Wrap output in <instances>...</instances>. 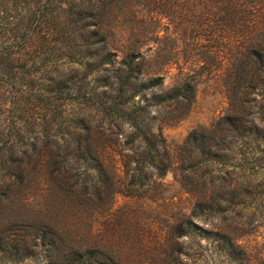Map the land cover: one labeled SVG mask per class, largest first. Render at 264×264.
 <instances>
[{
  "label": "rangeland",
  "instance_id": "rangeland-1",
  "mask_svg": "<svg viewBox=\"0 0 264 264\" xmlns=\"http://www.w3.org/2000/svg\"><path fill=\"white\" fill-rule=\"evenodd\" d=\"M2 4L1 32L4 37H11L9 42H12L18 34L11 35V29L17 25L26 26L32 5L30 0H2ZM88 6L85 1L83 7L89 10ZM153 9L155 7L152 6L137 9L138 24L134 26L135 29L123 28L110 44L112 52L119 51L117 58L112 57V62L105 61L97 67L99 62L93 56V72L82 83L89 82L83 86L85 92H102L106 88H98L104 82L97 80V77L104 79L112 76L121 66L122 52L131 50L138 53L134 65L142 68L134 82L146 81L153 75L163 77V86L145 90L144 97L130 88L128 101L129 106H134L136 114L137 106L148 105L149 116H141L139 122L146 133L154 136L161 133L170 156L168 159L163 152L160 153L161 163L168 166L167 172L160 178L152 171L150 177L145 179L134 174V159L141 148L140 141H132L133 129L128 123H119L121 132L114 144L106 143L107 136L95 135L92 137V148L106 143L99 146L101 155L98 156L107 170L100 177L101 182L96 184L94 195L98 194L97 197L88 200L77 194L73 196L66 190L65 182H57L59 188L47 178L43 191L34 184L35 178L24 185L0 188L1 198H5V195L11 197L0 203V239L10 243L7 245L8 252L22 250L24 245L17 239L25 235L30 226L44 228L47 221L60 228L63 238L77 237L84 244L93 241L106 247L120 258L119 264H240V260L231 261L220 251L219 240L214 233L228 235L239 245L244 253L243 264H264V87L258 84L264 75L258 76L252 67L246 68V59L234 61L236 68L230 65L231 56L225 49H220L222 53L218 52L221 57L209 60L204 67L202 63L199 67L198 63L185 62L182 57L194 53L193 38L162 25L158 32L159 40L155 41L156 33H152V26L146 25L147 20L156 17ZM48 13L41 26L43 31L53 33L54 27L58 26L62 32H73L82 25L77 21L66 27L59 24L57 11ZM86 21L89 26L85 32L90 35L93 18L89 17ZM162 23H166V20H162ZM110 33L107 28L102 34L110 37ZM61 36L58 35V38ZM41 41L48 48L56 45L49 43V40L47 42V39ZM201 42L205 44L204 40ZM15 43L21 62L30 64L38 59V55L22 48V42L17 40ZM79 44L75 49L76 62L62 59L42 72L46 85L53 87L61 82L70 85L77 81L79 85L82 84L80 80L88 69L79 64L83 62L85 49L82 42ZM174 47H178L179 60L172 56ZM92 49L94 51L96 46ZM204 50L206 48H200V51ZM213 51L215 53L217 50ZM63 52L67 50L63 49ZM207 54L212 57L213 52ZM181 68L183 73L179 74ZM245 69H250L249 73L242 72ZM186 73L194 76L195 96L191 104L187 107L182 103L168 106L156 104L153 94L165 93L177 87ZM38 77L35 85L41 83ZM245 79L255 82V89L242 102L236 86ZM63 109L84 118L93 130L101 123L105 128L108 126L95 107L68 103ZM227 116L244 118L247 138L233 141L228 136L225 140L228 147L212 149L215 155H205L204 160L193 155L185 145L188 135L193 130H203L211 140L223 138L227 134L221 130L224 129L221 119ZM114 138L111 136V139ZM197 164L202 166L199 171L193 168ZM82 179L95 182L92 173L83 174ZM45 189L46 194L51 195L43 202L40 196H45ZM129 190L137 191L141 196L127 197ZM114 192L115 196L112 194ZM198 202L210 205L212 210L207 216L193 214ZM46 204L48 207L45 210L43 206ZM184 219L192 220L209 233L178 237L173 229L182 225ZM11 237L16 241H10ZM171 249H174L173 252ZM29 251L32 253L28 258L12 262L0 253V264H51V253L46 248L32 246ZM103 254L109 257L111 252ZM98 259L106 261L100 255ZM59 260H62L61 256L54 257L52 262Z\"/></svg>",
  "mask_w": 264,
  "mask_h": 264
},
{
  "label": "trees",
  "instance_id": "trees-1",
  "mask_svg": "<svg viewBox=\"0 0 264 264\" xmlns=\"http://www.w3.org/2000/svg\"><path fill=\"white\" fill-rule=\"evenodd\" d=\"M85 1L89 4V10L83 7ZM30 4L32 10L26 26L17 25L10 31L11 35L18 34L14 36V41L9 42L11 37H4L0 26V188L13 184L24 185L29 179L35 178L34 184L43 191L47 178L59 188L57 182H65L66 190L73 196L77 194L88 200L93 196L97 197L98 194L94 195L96 184L100 183V177L107 173L104 162L98 156L101 155L99 146L114 144L121 132L119 123L123 122L133 129L132 141H140L141 151L134 159V174L143 179L150 177L152 171L160 178L165 175L168 166L160 161L161 152L170 159L165 141L161 133L157 136L146 133L139 122L141 116H149L148 105L137 106L136 114L134 106H129L128 101L131 97L128 95L130 88L144 97L145 90L163 86V77L153 75L146 81L134 82L141 74L142 68L134 65V58L138 53L131 50L122 52L121 66L112 76L104 79L97 77V80L104 82L98 88L106 89H102L100 93L96 90L83 91V86L89 82H82L93 72V56L99 62L97 67L105 61L112 62V57L117 58L119 51L112 52L110 44L123 28L135 29L134 26L138 24L137 9L141 6L155 7L153 10L156 11V17L146 21V25L152 26V33H156L155 41L159 40L158 32L162 25L182 31L193 38L194 53L184 55L182 58L185 62L198 63L199 67L202 63L204 67L208 65L209 60L221 57L220 49H225L231 56L230 65L236 68L234 61L246 59V68L252 67L258 76L264 75V0H30ZM0 6H4L2 0ZM5 8L6 6L2 7L3 10ZM50 11H57L56 18L61 25L67 27V24H75L77 21L82 22V25L73 32H62L58 26L54 27L53 33L43 31L41 26ZM89 17L93 18V31L86 35L85 31L89 26L86 20ZM162 20H166V23H162ZM107 28L111 32L110 37L102 34ZM60 34L62 36L58 38ZM41 39H47V42L49 40V43L56 45L48 48L42 44ZM17 40L22 42L25 51L38 55V59L32 60L30 64L21 62L20 51L15 43ZM201 40H204L205 44ZM81 42L85 49L83 62L79 64L88 69L80 80L82 84L79 85L77 81L70 85L64 82L53 87L46 85L42 72L44 73L49 65L54 67L62 59L76 62L75 49ZM93 46H96L94 51ZM200 48L206 50L200 51ZM63 49L67 52L64 53ZM215 49L217 51L214 53ZM207 52H213L212 57ZM172 56L177 60L181 58L178 47H174ZM207 68L208 66L205 69L208 70ZM249 70L242 72L249 73ZM182 73L181 68L179 74ZM37 77L41 83L35 85ZM193 78V75L186 73L177 87L165 93L153 94L152 98L159 105L182 103L187 107L195 96ZM258 84L261 88L264 87V77L259 79ZM236 89L243 102L248 93L255 89V82L245 79ZM68 103L95 107L103 121L108 123L107 128L101 123L93 130L92 125L84 118L63 109ZM221 121L224 126L221 130L227 134L223 138L211 140L203 130H193L188 135L185 145L193 155L204 160L205 155H215L212 149L227 148L225 140L228 136H231L233 141L247 138L248 130L243 117L227 116ZM95 135L107 136V142L102 143L103 145L98 143L96 149L92 148V137ZM111 136L116 139H111ZM147 159L150 161L147 162ZM201 167L197 164L193 168L199 171ZM85 173H92L95 182L89 183L82 179ZM44 191L45 196H40L43 202L51 195L46 194V189ZM136 192L129 190L127 197L141 196ZM112 194L115 196L116 192ZM10 198L9 195H5V198L0 196V203ZM43 207L46 210L48 206L46 204ZM211 210L206 202H198L193 214L207 216ZM59 231V227L47 221L44 228L30 226V230L17 239L23 243L24 252L23 249L16 250L15 253L8 252L7 245L10 243L0 239V253L5 254L11 262L21 261L31 256L29 249L32 246H40L51 253V264H119L120 258L106 247L93 241L84 244L77 237L63 238ZM173 232L178 237L203 236V233H209L190 219H184L182 225L176 226ZM214 234L218 237L220 251L229 260H240V264H243L244 253L239 249V245L228 235ZM10 241L16 239L11 237ZM173 250L171 249L172 252ZM106 251L111 252L109 257L103 254ZM98 255L106 261H100ZM59 256L62 260L53 263V258Z\"/></svg>",
  "mask_w": 264,
  "mask_h": 264
}]
</instances>
